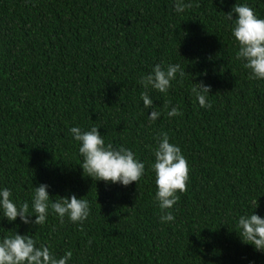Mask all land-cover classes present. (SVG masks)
Wrapping results in <instances>:
<instances>
[{
  "label": "trees",
  "instance_id": "obj_1",
  "mask_svg": "<svg viewBox=\"0 0 264 264\" xmlns=\"http://www.w3.org/2000/svg\"><path fill=\"white\" fill-rule=\"evenodd\" d=\"M184 2L198 7L0 0V189L30 212L40 184L50 203L74 194L90 206L82 225L61 223L51 208L42 226L10 222L0 210V240L30 235L57 258L71 251L68 264H264L237 227L241 215L264 218V80L250 79L235 58L236 14L227 19L237 5L264 19V0ZM157 64H179L186 75L167 94L150 89L146 109L140 80ZM200 82L210 86L211 108L191 91ZM171 107L182 115L169 117ZM152 110L161 114L155 121ZM71 127H98L106 145L135 153L144 175L128 186L83 175ZM162 132L190 168L169 222L160 219L152 168Z\"/></svg>",
  "mask_w": 264,
  "mask_h": 264
},
{
  "label": "clouds",
  "instance_id": "obj_2",
  "mask_svg": "<svg viewBox=\"0 0 264 264\" xmlns=\"http://www.w3.org/2000/svg\"><path fill=\"white\" fill-rule=\"evenodd\" d=\"M223 2V0H221ZM198 7L191 2L174 0V11L183 13L192 7ZM233 13L236 14L232 35L237 42L238 51L236 59L243 61V67L249 70L250 79L264 80V19L258 18L256 12L247 5H237L227 13V19L233 20ZM186 75L185 68L179 64H168L162 67L157 64L152 71L141 77L140 84L144 91L141 99L146 109L153 108V100L149 90L153 89L162 94H167L171 88V82ZM200 107L211 108L208 99L210 86L200 83H193L191 89ZM165 103V108L168 107ZM160 112L152 110L149 116L150 121L160 117ZM167 115L169 117L180 116L182 113L177 107H171ZM73 139L79 142V154L82 157L80 167L83 175L97 181L107 183H119L123 186L137 182L144 175L145 165L136 159L135 153L130 149L121 146L119 149L111 143L105 144L103 136L98 127H92L88 131H82L79 127L69 129ZM155 162L152 165L155 173V184L157 191L155 200L159 202V208L164 212L160 219L162 222L173 221L175 217L168 209H171L180 199L177 193L187 191L190 168L187 159L181 149L169 142V136L162 132L158 137V146L154 150ZM48 185L40 184L34 187L31 202V212L27 201L17 204L12 199V192L8 188L0 189V210L3 217L8 221H14L17 217L24 224L44 225L51 208L63 223L67 216L74 223L83 222L90 214L89 202L77 198L74 194L71 197H60L59 200L50 203V196L47 191ZM254 209L258 206L257 199L253 200ZM35 215V220L29 217ZM237 227L240 229L238 235L241 241L250 244L255 250L264 252V218L253 212L250 215H241ZM91 243V241H89ZM72 252L68 251L64 256L57 258L49 247L41 244L37 247V241L30 235L15 234L4 237L0 240V264H68Z\"/></svg>",
  "mask_w": 264,
  "mask_h": 264
}]
</instances>
